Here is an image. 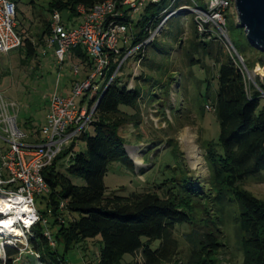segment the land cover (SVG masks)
<instances>
[{
  "label": "trees",
  "instance_id": "obj_1",
  "mask_svg": "<svg viewBox=\"0 0 264 264\" xmlns=\"http://www.w3.org/2000/svg\"><path fill=\"white\" fill-rule=\"evenodd\" d=\"M10 1L15 4V21L23 27V22L18 20L21 13L19 0ZM103 1L48 0L46 8L40 11L43 17L36 34L37 44L41 43L42 48L45 46L55 12L67 13L68 19L81 18L77 10L79 5L89 9ZM116 1L120 3L122 0ZM164 1L147 0L139 8L142 12L136 21L131 18L132 8L118 5L122 13L120 19L129 25L131 46L119 48L117 54L110 53L109 65L100 76L104 80L100 82L97 78L95 81L98 89L89 103L91 106L97 102L89 126L92 132L86 130L80 134L43 171L48 186L43 198L47 209L39 211L41 220L30 227L26 240L31 254L42 264H67L58 251L59 245L66 252L83 240L97 236L102 241L97 250V264H122L125 254H139L141 259L137 264H223L219 257L224 236L220 217L228 212L237 215L234 222L239 234L241 264H264V200L242 187L245 178L264 171V104H261L260 92L264 91V82L256 78L253 84H247L234 60L216 38L209 31L197 29L194 15L190 21L193 38L190 49L185 51L188 65H197L203 70L204 60L211 59L216 67L211 77L207 76L206 69L203 70L207 82L208 79L216 82L213 93H208L210 84H206V100L210 102L206 105L213 108L218 122V135L203 144L208 178L200 184H193L179 166L178 175L169 179L171 184L168 186L162 182L129 196L105 194L103 177L110 162L118 160L130 168L134 167L118 131L123 124L139 122L140 106L138 87L129 88L117 75L109 79L119 61L137 45L139 47L133 57L137 56L139 63L148 65L147 49L173 14L158 34L150 41H144L167 14L181 6H191L188 0H171L170 7L165 9L162 6ZM194 7L198 6L195 4ZM16 32L21 38L18 48L25 50L24 62L36 55L38 47L18 31L17 24ZM212 43L218 48L214 53L210 50ZM257 51L261 57L249 62L243 60L247 70L256 64L264 67V52ZM194 53L197 54L195 57ZM66 58L79 67V80L88 77L94 69L93 59L81 46L71 48ZM86 97L83 96L82 103ZM206 105L202 104L198 109L206 111ZM77 141L84 143V151L74 152ZM168 143L171 145V140ZM172 145L177 153L176 145ZM66 158L64 173L58 166ZM69 174L82 178L85 184H73ZM212 215L217 218L214 229L208 227ZM191 222L208 230L195 237L189 236L191 250L186 257H181L174 231L176 227ZM46 230L50 231L55 246L49 244ZM3 251L5 258L1 264H15L22 253L20 245L16 244L4 245Z\"/></svg>",
  "mask_w": 264,
  "mask_h": 264
},
{
  "label": "rangeland",
  "instance_id": "obj_2",
  "mask_svg": "<svg viewBox=\"0 0 264 264\" xmlns=\"http://www.w3.org/2000/svg\"><path fill=\"white\" fill-rule=\"evenodd\" d=\"M30 1L34 3L31 4ZM48 0H19L18 20L23 22V27L17 29L23 35L32 40L38 47L36 57L25 59L23 47L15 48L7 53L0 52V91L6 98L18 105L17 122L20 128L28 134L38 130L46 121L49 101L52 95H67L70 80L77 77L72 72L74 64L66 58L63 65L59 67L53 56V48L41 47L37 44L36 34L41 24L42 15L40 11L46 8ZM183 2H185L183 0ZM171 0H165L163 8L170 7ZM191 6L179 7L173 17L168 15L161 34L147 49L148 65L139 63L137 56L126 59L117 76L121 78L129 88L140 89L139 122L126 123L119 128V135L125 141V149L134 163L130 168L122 161H112L107 166V172L103 177L105 194H116L129 196L132 192L144 188H152L164 182L170 185V178L178 175L179 166L186 177L193 184L206 181L208 168L205 162L204 141L214 139L218 135V122L212 111L198 109L202 104H209L206 100V84H210L213 93L216 82L206 79L216 72L211 59L204 60V68L201 70L197 65L189 66L185 51L190 49L192 40V29L190 21L193 17L195 4L199 9H207L206 0H188ZM34 5V6H33ZM196 7V8H198ZM142 10L132 11L131 18L136 21ZM176 15V16H175ZM228 37L233 42L238 54L243 60L249 62L261 57L262 54L252 47L247 39L245 30L239 25L234 1L224 12ZM61 22L65 27L71 28L78 22L77 17L68 19L67 13L60 14ZM180 31L183 33L178 34ZM180 37V39H179ZM131 39L124 43L120 39L118 48H129ZM45 49L46 52H43ZM218 49L212 43V53ZM227 53V52H226ZM197 54L194 53V57ZM118 65V64H117ZM256 64L248 70L249 80L253 84L258 78L264 82V67L255 71ZM102 82L104 78L98 77ZM203 82H200L202 81ZM210 81V82H209ZM77 98V103L81 102ZM261 104L264 97L261 96ZM91 133L92 128L88 127ZM188 136V137H187ZM171 140V145H169ZM189 141V142H188ZM193 141V142H192ZM191 142V143H190ZM175 144L177 153L174 149ZM8 142L0 137V154L8 148ZM85 145L77 141L74 152L84 151ZM191 156V157H190ZM67 158L62 159L58 168L66 173ZM75 185H84L82 178L68 175ZM242 187L249 190L256 197L264 200V171L248 176L242 182ZM44 193L36 195L34 206L38 211H46ZM48 217V215H45ZM237 215L228 212L220 219L223 221V246L220 251V260L223 264H241L242 253L239 246V234L235 227L234 219ZM217 218L212 215L208 221V227L214 229ZM208 229L193 223L182 224L176 227L174 237L178 242L179 255L186 257L191 250L192 244L188 239ZM21 238L8 237L12 244L20 245L21 254L17 264H42L34 257L30 249L26 247L27 232ZM8 244L5 237H0V264L4 261V245ZM102 244L101 237L85 239L81 243L69 248L66 252L62 245L58 251L64 257L67 264H97L98 252ZM158 244L154 242V246ZM141 257L139 254H125L122 264H137ZM15 263V264H16Z\"/></svg>",
  "mask_w": 264,
  "mask_h": 264
},
{
  "label": "built area",
  "instance_id": "obj_3",
  "mask_svg": "<svg viewBox=\"0 0 264 264\" xmlns=\"http://www.w3.org/2000/svg\"><path fill=\"white\" fill-rule=\"evenodd\" d=\"M146 1L122 0L118 3L116 0H105L94 4L89 9L79 5L77 10L81 21L72 28H67L62 24L60 14L57 12L53 14L51 34L46 38L44 47L53 48V56L61 67L70 49L81 46L93 59L94 69L85 79L74 81L69 94L51 96L46 121L34 133L28 134L20 128L17 122L18 105L6 98L0 91V137L9 144L8 148L0 154V197H22L26 208L25 219H18L14 225L24 235L34 223L41 220V215L34 206V197L48 192V186L43 177L44 169L55 160L64 148H67L75 138L88 129L97 103L89 106L93 100V94L98 89V83L95 81L107 69L110 53L117 54L119 52L120 39L124 43L131 39L129 25L120 19L122 13H120L118 5L137 10ZM233 1L206 0V10L194 7L192 11L195 14L197 29L201 32L209 31L234 60L245 80H249V73L244 61L226 31L224 12ZM183 8L190 9L181 6V9ZM175 12L169 14H175ZM169 14L163 18L159 26L144 42L150 41L158 34ZM20 45L21 38L16 32L15 4L10 0H0V52L7 53ZM138 47L139 45L131 48L124 55L119 61L114 75L117 74L126 59L133 57ZM43 52H46L45 49ZM72 72L77 75L79 67L74 65ZM260 92L264 97V91L260 90ZM83 96H87L86 100L83 103H77L76 99H82ZM206 109L213 111L209 105H206ZM33 135L36 136V139L31 141ZM7 216L9 214L3 212L0 207V219ZM43 222L45 221L43 220ZM24 235L22 237H25ZM45 235L49 244L55 246V240L51 237L49 230L45 231ZM9 236L0 234V237H5V241L8 242L6 245L12 244V239L8 241Z\"/></svg>",
  "mask_w": 264,
  "mask_h": 264
},
{
  "label": "water",
  "instance_id": "obj_4",
  "mask_svg": "<svg viewBox=\"0 0 264 264\" xmlns=\"http://www.w3.org/2000/svg\"><path fill=\"white\" fill-rule=\"evenodd\" d=\"M234 7L250 45L264 52V0H234Z\"/></svg>",
  "mask_w": 264,
  "mask_h": 264
},
{
  "label": "bare ground",
  "instance_id": "obj_5",
  "mask_svg": "<svg viewBox=\"0 0 264 264\" xmlns=\"http://www.w3.org/2000/svg\"><path fill=\"white\" fill-rule=\"evenodd\" d=\"M0 207L3 212L9 214V216L0 219V234L17 238L22 237L24 233L14 225L18 219H25L26 208L22 197H0Z\"/></svg>",
  "mask_w": 264,
  "mask_h": 264
},
{
  "label": "crops",
  "instance_id": "obj_6",
  "mask_svg": "<svg viewBox=\"0 0 264 264\" xmlns=\"http://www.w3.org/2000/svg\"><path fill=\"white\" fill-rule=\"evenodd\" d=\"M80 21H81V18H78V22L75 23L74 26H72V27H76V26L80 23ZM37 53H38V49H36V55H35L34 57H36V56L38 55ZM76 80H79V77H78V76L75 77L74 79H71V80H70V84L68 85V89H67L68 94H69L70 91H71V87H72L73 82L76 81ZM80 80H81V79H80ZM35 131H36V130H35ZM33 136H34V135H33ZM34 138L36 139V136H34L33 139L31 138L30 140L32 141V140H34Z\"/></svg>",
  "mask_w": 264,
  "mask_h": 264
},
{
  "label": "clouds",
  "instance_id": "obj_7",
  "mask_svg": "<svg viewBox=\"0 0 264 264\" xmlns=\"http://www.w3.org/2000/svg\"><path fill=\"white\" fill-rule=\"evenodd\" d=\"M255 71H260V67H259V65L256 66Z\"/></svg>",
  "mask_w": 264,
  "mask_h": 264
}]
</instances>
